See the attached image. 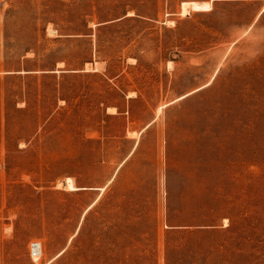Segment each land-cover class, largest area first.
<instances>
[{
    "label": "rangeland",
    "instance_id": "1",
    "mask_svg": "<svg viewBox=\"0 0 264 264\" xmlns=\"http://www.w3.org/2000/svg\"><path fill=\"white\" fill-rule=\"evenodd\" d=\"M0 264H264V0H0Z\"/></svg>",
    "mask_w": 264,
    "mask_h": 264
},
{
    "label": "bare ground",
    "instance_id": "2",
    "mask_svg": "<svg viewBox=\"0 0 264 264\" xmlns=\"http://www.w3.org/2000/svg\"><path fill=\"white\" fill-rule=\"evenodd\" d=\"M64 186L68 189H76L78 187H76L74 184H73V180L70 176H67L65 179H64Z\"/></svg>",
    "mask_w": 264,
    "mask_h": 264
}]
</instances>
